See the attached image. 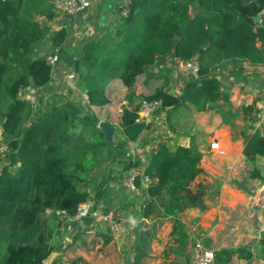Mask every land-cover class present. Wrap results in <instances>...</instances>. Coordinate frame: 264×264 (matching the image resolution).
Wrapping results in <instances>:
<instances>
[{"label": "trees", "instance_id": "1", "mask_svg": "<svg viewBox=\"0 0 264 264\" xmlns=\"http://www.w3.org/2000/svg\"><path fill=\"white\" fill-rule=\"evenodd\" d=\"M47 1L0 0V92L9 100L0 112L6 138L5 161L2 160L6 164L0 174V264H43L53 247L41 214L55 209L70 217L75 214L88 199L87 191L80 188L85 185L87 169L105 146L103 133L96 127L97 118L85 115L81 120L95 135L83 149L80 139L70 141L72 120L65 108L52 106L42 113L36 110L27 118L30 105L18 98L22 85L41 87L49 81L50 66L43 56L29 55L32 45L47 38L57 47L66 35L64 28L51 32L49 25L33 19L36 12L49 20L53 18ZM191 3L127 0L126 14L119 16L109 31L84 39L70 64L88 104L104 107L105 87L112 81H119L130 93L139 75L168 56L181 62L195 57L197 77H189L180 95L160 86L144 99L159 100L164 109L189 104L198 112L206 111L214 102L228 100L220 80L211 75V66L225 61L264 64V26L252 20V16L263 12L264 0H195L202 13L193 15L189 13ZM255 104L256 100L243 110L250 111ZM137 109L138 105L128 103L118 115L122 140L117 143L118 153L113 154L117 158L124 157L126 144L136 141L144 128L135 120ZM241 137V153L252 165L250 176L264 182L255 166L257 157H264V124L260 132H242ZM200 161L201 153L192 144H178L171 149L158 144L142 166L146 199L140 206V217L165 218L196 205L208 187L192 185L201 173ZM108 178L109 174L103 175L94 198H89L95 205L104 199L103 184ZM140 182L138 174L134 183L140 187ZM176 220L172 229L179 241L184 240L185 227ZM257 246L264 264V228ZM138 254L131 264L139 263L141 253ZM233 255L250 258L252 253L249 249L221 248L214 252V263L231 264Z\"/></svg>", "mask_w": 264, "mask_h": 264}, {"label": "rangeland", "instance_id": "2", "mask_svg": "<svg viewBox=\"0 0 264 264\" xmlns=\"http://www.w3.org/2000/svg\"><path fill=\"white\" fill-rule=\"evenodd\" d=\"M191 1L189 13H202V9L194 3L195 0ZM47 4L53 10V18L49 20L36 12L33 19L49 25L51 32L64 28V23L68 47L73 51L84 39L109 31L120 16L115 15L109 25H98L92 30L91 25H85V20L92 25L96 23V19L92 18L102 15L97 5L99 3L93 5L94 2L92 4L90 1V8L66 16L65 19L56 12L53 0H48ZM54 53H57L56 47L45 38L32 45L29 55L47 57ZM69 61V58H58L57 63L50 66L49 81L44 86L25 84L20 87L17 95L30 105L27 118L36 110L42 113L52 106L65 108L72 120V126L68 130L72 137L70 141L80 139L78 143L83 149L95 138L91 128L81 121L85 115L91 119L97 118V128L101 129V122L109 124L110 131L103 134L102 138L104 141L106 137L105 146L87 169L85 185L80 188L87 191L88 199H93L98 184L103 181V175L109 174L108 180L103 184L104 199L96 205L101 204L119 213L122 220L118 229L122 226L125 236L117 240V232L102 233L105 227L94 229L92 224L87 223L94 231L93 236L87 237L74 221L58 224L52 211L45 210L40 219L44 223L46 234H49L48 242L53 249L43 263L51 264L56 260V264H103V261H120L117 258L120 256L124 264H131L140 252V263L134 264H192L190 252L194 242L200 240L213 253L221 248L249 249L252 253L250 258H237L233 255L231 264H263L256 248L264 228V182L249 174L252 165L241 153V133L260 132L264 124L260 119L264 111V64L253 66L247 62L226 61L214 63L211 66V75L220 80L228 100L214 102L210 108L201 112L189 104L167 109L159 107L140 135L137 149L144 155L140 158L137 151L127 145L124 157L117 158L113 154L118 153L117 143L122 140L118 125L121 109L128 103L132 106L138 105L144 96L153 93L160 86H164L168 93L180 95L190 77L185 71V62L168 56L155 63L139 75L138 80L136 78L137 83L135 82L130 93L119 81L108 83L105 87L107 104L99 108L88 104L85 90L76 84L77 81L72 87L66 82V70L72 65ZM189 61L198 64L195 57ZM254 100L256 104L250 111L243 110L244 106ZM8 102L7 95L1 91V113ZM71 105H75L74 109L69 108ZM213 139H218L223 153L210 149ZM158 144H166L170 149L178 144H192L199 151L204 150L201 153V173L192 185L194 188L201 185L208 187L196 205L174 216L150 222L148 219L141 220L139 209L145 198L134 182V189L130 187L134 172L131 168L144 165L148 152H154ZM5 150L6 138L0 125V159L3 161ZM255 166L264 176V157H257ZM222 184H228L230 188L238 191L237 194L227 192L222 200ZM175 219L185 227L187 237L184 240L179 241L172 229Z\"/></svg>", "mask_w": 264, "mask_h": 264}, {"label": "built area", "instance_id": "3", "mask_svg": "<svg viewBox=\"0 0 264 264\" xmlns=\"http://www.w3.org/2000/svg\"><path fill=\"white\" fill-rule=\"evenodd\" d=\"M120 1L122 4L123 10L121 15H125L127 11V0H117L116 2ZM53 5L57 13H59L62 17L72 15L78 11L86 10L90 8V1L89 0H53ZM49 64V66L53 67L55 63L58 61L57 53L53 55H49L44 57ZM185 71L192 77H197L198 75V64L192 61H186L184 63ZM77 74L73 67L66 70L65 80L66 82L72 87L76 82ZM20 92V91H19ZM85 98L87 99V95L85 94ZM161 102L155 99H141L138 102V109H137V117L136 122L143 124L145 127L151 117L153 116L154 112L160 107ZM261 122L264 123V111H262L261 115ZM210 149L215 150L218 153H223L221 148L219 147L218 139H213L210 143ZM150 152H148L149 155ZM146 163V162H145ZM6 162H2L0 159V174L2 171V166L5 165ZM143 165H140V169L138 168L137 171H134L131 175V183L130 187L132 190L134 189V182L136 175H141L144 180L146 181V176L143 174ZM141 172V173H140ZM54 216L58 221L61 223L67 221H74L78 228H82L84 233L86 234H93V228L97 227V229L101 226L105 227V231L109 233H115L119 229L120 222L122 220L119 213L114 209H106L101 204L94 205V203L87 199L85 202L81 203L75 214L70 217L65 211L55 209L51 210ZM92 224L93 228L88 227L86 224ZM190 259L192 264H214V253L209 248L205 247V245L200 241L196 240L193 244V247L190 252Z\"/></svg>", "mask_w": 264, "mask_h": 264}, {"label": "crops", "instance_id": "4", "mask_svg": "<svg viewBox=\"0 0 264 264\" xmlns=\"http://www.w3.org/2000/svg\"><path fill=\"white\" fill-rule=\"evenodd\" d=\"M91 2H92V4H93V2H94V4L93 5H95L96 3H99V4H97L99 7H100V12H101V16L100 17H98L97 15H96V18H95V16L92 18V19H96V23L94 24V25H92V24H90V22L89 21H86L85 20V25H91V29L92 30H94L95 28H97V26L98 25H100V26H106V25H109L110 23H112V21L111 20H113V17L115 16V15H120L121 13H122V10H123V7H122V4L120 3V1H118V2H116L117 0H90ZM62 18H64L65 19V16H63ZM91 18V17H90ZM63 23V22H62ZM258 25H263L264 26V10H263V12L260 14V17H259V20H258ZM62 27H64V30L66 31V29H65V24L63 23V25H62ZM76 27H79V26H76ZM99 28V27H98ZM80 36V35H79ZM97 36H98V34L94 37V38H97ZM66 35H65V38H64V40L56 47V50H57V55H58V57L61 59H65V58H69V62L71 63V61L74 59V55H75V52L78 50V48H79V45H78V47H77V49L76 50H70L69 49V47H68V42H67V40H66ZM91 39V38H90ZM142 75V74H141ZM137 80H138V78H137ZM136 83H137V81H136ZM104 123H106V122H104ZM108 124V123H107ZM109 125V124H108ZM144 130V129H143ZM142 130V131H143ZM142 133V132H141ZM141 135V134H140ZM140 135H139V137H138V139L136 140V141H134V142H129L128 144H126V146L128 145V146H131L132 148H133V150L134 151H137V155H139L140 156V158H141V156H142V154L144 155V153H141L140 152V150L139 149H137L138 148V144H139V140H140ZM104 143L106 142V137L104 138V141H103ZM179 145H182V144H179ZM125 146V147H126ZM184 146V145H183ZM188 146V145H187ZM139 152V153H138ZM203 152H204V150H200V153H202L203 154ZM201 163L203 162V160L202 161H200ZM200 163V167H201V169H202V164ZM140 169L141 167H140V165H138V166H133L132 168H131V171L133 170V171H137V169ZM141 173V172H140ZM142 175V174H141ZM140 175V177H141V182H140V189H141V191L143 192V188L145 187V185H146V181L144 180V178L142 177ZM221 194H220V198H222V200H223V197H224V195H226L227 194V192H232L233 194H234V192H236L235 194H237V192L238 191H236L235 189H232V188H230L229 187V185L228 184H222L221 185ZM141 194H143L144 195V198L146 199V197H145V194L144 193H141ZM159 218H157V219H153V220H149L150 222H154V221H156V220H158ZM141 220H145V219H142L141 218ZM79 230L80 229H82V228H78ZM77 229V230H78ZM83 230V229H82ZM84 231V230H83ZM99 232H101V231H99ZM102 233H107V234H109L108 232H106V231H103ZM117 233H118V238H116L117 240H119L121 237H123V236H125V234H124V228L121 226L120 228H119V230L117 231ZM94 234V233H93ZM93 234H86L85 233V236H87V237H90V236H93ZM201 239H203V238H201ZM118 256V255H117ZM118 258V260L120 259V261H103V264H124L123 263V261H121L122 259L120 258V256H118L117 257ZM85 263H89V261H84ZM133 262V261H132ZM139 263H140V261H139ZM44 264V263H43Z\"/></svg>", "mask_w": 264, "mask_h": 264}, {"label": "water", "instance_id": "5", "mask_svg": "<svg viewBox=\"0 0 264 264\" xmlns=\"http://www.w3.org/2000/svg\"><path fill=\"white\" fill-rule=\"evenodd\" d=\"M259 17H260L259 14H256V15L252 16L253 22L257 23L258 20H259ZM99 126L101 127V132L103 134L109 133L110 127H109V125L107 123L101 122Z\"/></svg>", "mask_w": 264, "mask_h": 264}]
</instances>
